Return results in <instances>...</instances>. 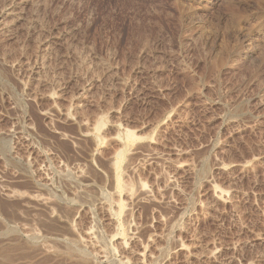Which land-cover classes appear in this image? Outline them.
Returning a JSON list of instances; mask_svg holds the SVG:
<instances>
[{
    "label": "rangeland",
    "instance_id": "rangeland-1",
    "mask_svg": "<svg viewBox=\"0 0 264 264\" xmlns=\"http://www.w3.org/2000/svg\"><path fill=\"white\" fill-rule=\"evenodd\" d=\"M5 263L264 264V0H0Z\"/></svg>",
    "mask_w": 264,
    "mask_h": 264
},
{
    "label": "bare ground",
    "instance_id": "bare-ground-1",
    "mask_svg": "<svg viewBox=\"0 0 264 264\" xmlns=\"http://www.w3.org/2000/svg\"><path fill=\"white\" fill-rule=\"evenodd\" d=\"M127 134H129V132L127 133ZM128 137L130 136V134L129 135H127ZM129 140V139H128ZM120 158V157H119ZM123 159V158H122ZM120 161V160H119ZM116 162V161H115ZM114 165H116V167H118V163H116V164H114ZM116 169V168H115ZM47 184V183H46ZM42 187V186H41ZM118 187H120V184H119V182H118ZM48 194V193H47ZM42 200V199H41ZM44 203V202H43ZM51 205H53L54 206V204H53V202L52 201H47V206H44V208H46V209H48V210H46L47 212L49 211V209H50V207H52ZM55 208V207H54ZM56 208H58L57 206H56ZM51 211V210H50ZM58 211V210H57ZM51 212H53V211H51ZM58 213H59V211H58ZM46 215V214H45ZM51 215V214H50ZM119 215V214H118ZM117 217V216H116ZM119 219V218H118ZM53 220V219H52ZM18 238V237H17ZM16 241V240H15ZM86 241V240H85ZM84 242V241H83ZM24 243V242H23ZM21 244V243H20ZM23 245V244H22ZM88 245V244H87ZM86 245V246H87ZM91 245V244H90ZM21 246V245H20ZM22 247V246H21ZM80 248V247H79ZM83 248V247H82ZM90 249H91V247H90ZM95 250V249H94ZM91 250H88V252H90ZM94 253V252H93ZM92 253V254H93ZM98 253V252H97ZM10 260H12V259H10ZM8 260H6V262H7ZM6 264V263H5Z\"/></svg>",
    "mask_w": 264,
    "mask_h": 264
}]
</instances>
